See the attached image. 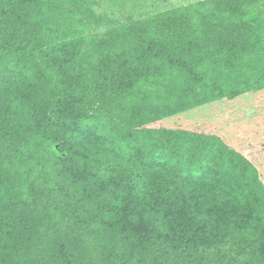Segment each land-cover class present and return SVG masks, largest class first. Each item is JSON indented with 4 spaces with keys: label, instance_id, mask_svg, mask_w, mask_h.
Returning <instances> with one entry per match:
<instances>
[{
    "label": "trees",
    "instance_id": "obj_1",
    "mask_svg": "<svg viewBox=\"0 0 264 264\" xmlns=\"http://www.w3.org/2000/svg\"><path fill=\"white\" fill-rule=\"evenodd\" d=\"M92 0H0V264H264V181L219 137L162 124L264 88V0L122 24ZM61 19H63L61 21Z\"/></svg>",
    "mask_w": 264,
    "mask_h": 264
},
{
    "label": "rangeland",
    "instance_id": "obj_2",
    "mask_svg": "<svg viewBox=\"0 0 264 264\" xmlns=\"http://www.w3.org/2000/svg\"><path fill=\"white\" fill-rule=\"evenodd\" d=\"M93 8L79 16L88 34L105 44L122 24L157 13L188 6L200 0H92ZM63 19H61L62 21ZM258 21L264 34V8ZM175 129H198L219 137L228 147L249 159L264 181V88L231 98H211L200 106L177 112L162 124ZM212 264H245L230 248H224Z\"/></svg>",
    "mask_w": 264,
    "mask_h": 264
},
{
    "label": "crops",
    "instance_id": "obj_3",
    "mask_svg": "<svg viewBox=\"0 0 264 264\" xmlns=\"http://www.w3.org/2000/svg\"><path fill=\"white\" fill-rule=\"evenodd\" d=\"M202 1H205V0H200V1H196V2H202Z\"/></svg>",
    "mask_w": 264,
    "mask_h": 264
}]
</instances>
